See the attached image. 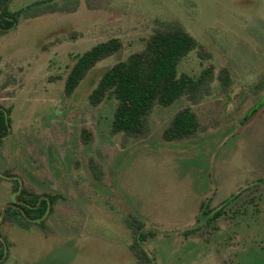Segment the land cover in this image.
Wrapping results in <instances>:
<instances>
[{
	"label": "rangeland",
	"instance_id": "rangeland-1",
	"mask_svg": "<svg viewBox=\"0 0 264 264\" xmlns=\"http://www.w3.org/2000/svg\"><path fill=\"white\" fill-rule=\"evenodd\" d=\"M42 1L11 0L7 10ZM78 1L71 14L20 19L0 39V105L11 111L0 146V211L18 196L12 178L42 198L62 197L44 230L0 217V264H133L127 217L152 233L145 248L154 264H264V0ZM156 20H179L234 83L228 95L214 83L212 96L194 107L196 137H162L186 104L179 100L154 110L148 138L123 147L110 133L115 101L91 107L87 97L107 69L143 47ZM71 32L76 39L42 49ZM113 37L125 48L67 98L75 56ZM205 64L192 51L177 70L198 76ZM84 127L94 135L87 146ZM89 157L104 169L101 182L88 171ZM235 195L227 216L201 217L203 203L212 214Z\"/></svg>",
	"mask_w": 264,
	"mask_h": 264
},
{
	"label": "trees",
	"instance_id": "trees-1",
	"mask_svg": "<svg viewBox=\"0 0 264 264\" xmlns=\"http://www.w3.org/2000/svg\"><path fill=\"white\" fill-rule=\"evenodd\" d=\"M11 0H0V39L16 28L20 19H34L54 13H74L79 7L78 0H63L61 4L42 1L28 6L22 11L9 13ZM77 33L71 32L63 38H56L42 47L48 51L63 40L76 39ZM143 47L132 52L107 69L88 94L91 107H98L109 101H115L110 126L112 135H121L122 146L131 139L143 140L150 135V118L157 107H170L179 100L186 102L169 125L162 137L167 142L194 138L201 131V122L194 111L213 94V84L217 83L221 94L228 95L233 86V76L227 67L218 68L210 62L212 54L201 44L179 20H156L151 33L143 39ZM125 42L118 37L98 43L89 50L77 55L64 79V95L70 98L86 80L90 72L102 61L114 56L125 48ZM192 51L202 63H206L198 76L178 73L177 67ZM60 80L58 77L51 78ZM6 83L2 88H5ZM10 110L0 105V146L9 132ZM80 141L90 145L94 141L91 129L84 127L80 132ZM87 168L95 182L104 178L102 165L93 157L87 160ZM11 175L9 172L5 173ZM13 189L18 193L17 200L22 202V212L8 209L2 216L14 226L30 230L33 226L45 229V221L52 215L62 200L60 195H46L42 198L32 188L12 181ZM21 188V190H20ZM233 196L224 202L212 214L206 204L200 207L201 217L205 221H215L227 216L229 204L238 198ZM235 212L234 214H236ZM123 226L131 235L128 251L133 264H154V258L145 248L151 232L145 230L143 223L136 218H124Z\"/></svg>",
	"mask_w": 264,
	"mask_h": 264
},
{
	"label": "flooded vegetation",
	"instance_id": "flooded-vegetation-1",
	"mask_svg": "<svg viewBox=\"0 0 264 264\" xmlns=\"http://www.w3.org/2000/svg\"><path fill=\"white\" fill-rule=\"evenodd\" d=\"M8 178L10 177V178H12L13 176L12 175H8L7 176ZM0 178H2L3 179V177L2 176H0ZM12 181H16V182H19V181H17V180H15V179H11ZM23 204H22V202H20V201H14V202H12V203H9V204H7V205H5L2 209H1V211H0V217H2L4 214H5V212L8 210V209H12L13 211H18V212H22V210H21V206H22ZM6 260V257H4V256H0V263H2V262H4Z\"/></svg>",
	"mask_w": 264,
	"mask_h": 264
},
{
	"label": "water",
	"instance_id": "water-1",
	"mask_svg": "<svg viewBox=\"0 0 264 264\" xmlns=\"http://www.w3.org/2000/svg\"><path fill=\"white\" fill-rule=\"evenodd\" d=\"M20 186H21V188L23 187V185L22 184H20ZM21 188H20V190H21ZM17 201V196L15 197V202ZM2 218V217H1Z\"/></svg>",
	"mask_w": 264,
	"mask_h": 264
}]
</instances>
